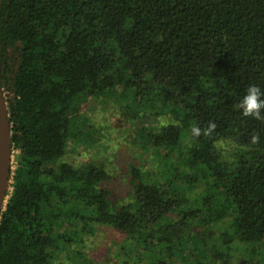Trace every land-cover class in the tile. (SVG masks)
I'll list each match as a JSON object with an SVG mask.
<instances>
[{
  "label": "trees",
  "instance_id": "trees-1",
  "mask_svg": "<svg viewBox=\"0 0 264 264\" xmlns=\"http://www.w3.org/2000/svg\"><path fill=\"white\" fill-rule=\"evenodd\" d=\"M254 82L264 86V0H0V87L18 152L0 264H51L95 225L150 264H228L240 248L238 264H261L264 121L236 107ZM99 98L158 158L130 166L117 200L105 164L66 160L94 140L79 115Z\"/></svg>",
  "mask_w": 264,
  "mask_h": 264
},
{
  "label": "rangeland",
  "instance_id": "rangeland-1",
  "mask_svg": "<svg viewBox=\"0 0 264 264\" xmlns=\"http://www.w3.org/2000/svg\"><path fill=\"white\" fill-rule=\"evenodd\" d=\"M120 108L112 98L86 100L80 108L79 121L84 126V131L97 141L93 140L84 147L82 144L70 145L66 155V160L73 164H105L112 174L106 187L116 200L125 197L128 192L129 185L125 176L131 165L149 171L158 164L156 153L138 140L135 123L128 120ZM17 153L12 152V171L15 169ZM10 192L9 187L5 206ZM75 228L81 226L78 223H68L64 230L74 234ZM79 236V240L54 251L51 264H150L144 254L136 256L139 248L135 245L132 247L124 235L111 227L91 226ZM249 250L240 248L238 252H232L226 257L228 264H238V259L248 257ZM256 259L264 264L262 253L255 256L254 260Z\"/></svg>",
  "mask_w": 264,
  "mask_h": 264
},
{
  "label": "water",
  "instance_id": "water-1",
  "mask_svg": "<svg viewBox=\"0 0 264 264\" xmlns=\"http://www.w3.org/2000/svg\"><path fill=\"white\" fill-rule=\"evenodd\" d=\"M11 125L7 103L0 87V214L4 210L7 190L12 182Z\"/></svg>",
  "mask_w": 264,
  "mask_h": 264
},
{
  "label": "clouds",
  "instance_id": "clouds-1",
  "mask_svg": "<svg viewBox=\"0 0 264 264\" xmlns=\"http://www.w3.org/2000/svg\"><path fill=\"white\" fill-rule=\"evenodd\" d=\"M237 109L244 117H250L258 121H264V86L259 83H249L243 95L236 105ZM215 123L209 122L207 129H202L196 125L191 128V133L199 137L202 131L209 132L215 129ZM259 141V136L253 135L251 142L253 144Z\"/></svg>",
  "mask_w": 264,
  "mask_h": 264
}]
</instances>
